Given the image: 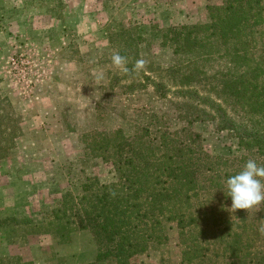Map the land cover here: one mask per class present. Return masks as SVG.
Listing matches in <instances>:
<instances>
[{"label":"trees","instance_id":"obj_1","mask_svg":"<svg viewBox=\"0 0 264 264\" xmlns=\"http://www.w3.org/2000/svg\"><path fill=\"white\" fill-rule=\"evenodd\" d=\"M110 43L128 68L112 87L130 80L125 88L133 93L151 85L165 111L127 128L83 133L82 179L46 221L33 223L34 233L65 244L88 230L98 262L109 264H152L154 250L157 264H264V202L232 212L224 183L249 159L264 166V0L209 4L200 23L122 26L110 31ZM155 45L170 51L171 64L144 59ZM137 60L145 62L140 69ZM170 116L179 128L167 125ZM204 122L234 137L238 153L207 152L195 131ZM16 123L10 101L0 100V163L16 147ZM96 159L111 167L110 182L86 172ZM9 221L18 222L6 218L1 227Z\"/></svg>","mask_w":264,"mask_h":264},{"label":"rangeland","instance_id":"obj_2","mask_svg":"<svg viewBox=\"0 0 264 264\" xmlns=\"http://www.w3.org/2000/svg\"><path fill=\"white\" fill-rule=\"evenodd\" d=\"M220 1L0 0V100L10 101L21 128L16 147L0 163V222L18 221L0 224V264H109L98 262V245L88 230L60 244L50 233H34L32 226L46 221L62 195L82 179L83 133L127 128L145 121L147 113L165 111L151 85L133 93L125 88L130 80L112 87L123 71L112 63L117 45L110 43V31L200 23L207 6ZM142 54L163 66L173 59L157 45ZM166 122L173 129L181 125L174 116ZM195 131L212 155L239 151L237 140L212 122L197 124ZM111 171L101 159L86 167L102 182L113 179ZM170 233L174 238L175 230ZM160 254L152 251L148 261L157 264Z\"/></svg>","mask_w":264,"mask_h":264},{"label":"clouds","instance_id":"obj_3","mask_svg":"<svg viewBox=\"0 0 264 264\" xmlns=\"http://www.w3.org/2000/svg\"><path fill=\"white\" fill-rule=\"evenodd\" d=\"M112 63L125 73L126 58L119 53L112 56ZM143 60H137L134 67L140 69L144 65ZM226 197L231 198L230 210L249 209L264 202V166L257 164L255 160L249 159L245 162L242 170L229 175L225 181Z\"/></svg>","mask_w":264,"mask_h":264}]
</instances>
